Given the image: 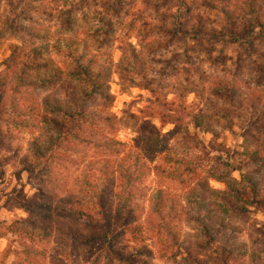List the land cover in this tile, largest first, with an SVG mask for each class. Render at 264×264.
Here are the masks:
<instances>
[{"label":"rangeland","instance_id":"1","mask_svg":"<svg viewBox=\"0 0 264 264\" xmlns=\"http://www.w3.org/2000/svg\"><path fill=\"white\" fill-rule=\"evenodd\" d=\"M8 1L23 10L18 24L45 39L0 32V81L12 96L0 115V264H264V216L251 207L240 214V204L219 194L239 181L240 153L264 148V30L256 26L251 49L171 32L175 21L192 33L218 31L223 13L264 24V0H0V23ZM112 3L118 20L94 44L88 34L103 37L100 14ZM74 4L71 30L63 29L58 12ZM66 43L104 71L111 100L95 104L111 115L102 133L120 143L118 153L73 145L41 159L33 150L45 137L41 101L58 92L11 91L15 56L43 47L63 67L53 47ZM134 152L145 163L134 187L141 231L108 245L90 236L97 227L79 211L91 213L100 201L101 218L109 219L119 201L117 171ZM155 165L176 175L159 176ZM250 175L264 184L263 171ZM158 195L178 235L174 246L155 228ZM34 229L31 238L26 232ZM108 247L122 260L108 256Z\"/></svg>","mask_w":264,"mask_h":264},{"label":"trees","instance_id":"2","mask_svg":"<svg viewBox=\"0 0 264 264\" xmlns=\"http://www.w3.org/2000/svg\"><path fill=\"white\" fill-rule=\"evenodd\" d=\"M8 2L7 13L0 23V32H24L25 35L36 41L44 40L45 35L39 33L34 27H22L18 24V16L23 10L22 8L15 10V7L11 5V1ZM207 4L214 6L209 0ZM109 5L105 10L106 14H100V22L104 27V31L99 35L103 37L95 39L92 38V34H88L94 44L105 41L103 38L107 37L108 30L110 34L112 33L113 26L118 20V13L114 11L116 4L110 5L112 7ZM71 6L58 12L60 15L58 21L63 29L71 30L74 22V13L77 8L75 4ZM253 10L254 8L250 12H254ZM108 11H111V13ZM223 16L224 22L218 31L206 33L197 29L192 33L187 29H181L175 21L171 32L174 35L181 34V39L186 38V36L204 37L207 40H217L229 44H245L251 49L252 36L255 34L256 26L264 30V24L257 20L258 18L255 22H239L240 20L237 21L229 13H223ZM99 44L101 46L102 43ZM53 51L64 59L62 62L63 67L52 65L51 61L45 58L48 53L44 51L43 47L31 48L20 56H15L14 60L16 70L13 71V75L15 83L11 91L15 92L14 90L19 88H31L42 91L57 89L58 92L57 95H47L41 101L40 123H42V131L45 137L43 144L34 145L33 150L36 156L42 159L45 155L56 150H69L73 145L90 146L102 151L118 153L120 143L102 133L105 127H110L108 124H111V115L105 113L107 111L102 105L99 108L95 104L98 100L104 103L111 100L107 85L103 81V69L100 67L93 69L90 60H85L84 53L79 52L74 45L66 43L65 46H61L55 44ZM12 62L13 60L7 63V68H11ZM11 100L12 96L5 93L4 85L0 81V115L5 109H8V106H12L10 105ZM193 124L197 128L202 126V123ZM201 149H204L203 146ZM127 157L129 158L127 159V165L120 166L117 171L119 201L115 206V210L113 212L109 211L111 214L108 217L109 219L101 218L105 215L101 211L100 201H97L98 203L91 207L89 206V210L93 214L92 212L79 211L81 220L89 223L90 226L97 227L98 231L91 233L90 236L102 242L108 241V245H111L110 242L115 241L121 234H127L131 240H134L141 231L140 227L134 223L137 210V205L134 203V187L143 175L145 163H140V153L138 152L129 154ZM169 161L176 165H182L179 160L169 159ZM235 166L233 170L238 172L239 181L227 183L226 190L219 193L221 198L224 200L227 198L234 199L235 202L240 204L235 207L240 214H245L248 212L247 208L251 207L253 211L264 216V184L262 185L255 176L250 175V172H264V148L262 150L244 149L243 153H240ZM246 168L249 170H245ZM153 170L159 176L174 177L176 175L173 171H167L158 165H155ZM169 209H172L171 205H169ZM153 214L158 220L155 228L167 240L165 245H176L178 235L170 219L171 213L165 211L160 195L154 198ZM26 233L31 238L37 236L35 229ZM105 251L111 258L122 260L120 255L114 253L112 247H108Z\"/></svg>","mask_w":264,"mask_h":264}]
</instances>
